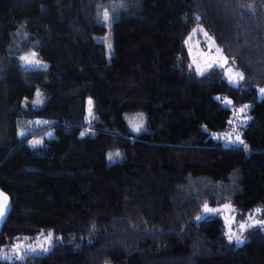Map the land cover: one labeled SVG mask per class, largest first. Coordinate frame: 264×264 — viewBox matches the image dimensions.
Listing matches in <instances>:
<instances>
[{
	"label": "trees",
	"instance_id": "trees-1",
	"mask_svg": "<svg viewBox=\"0 0 264 264\" xmlns=\"http://www.w3.org/2000/svg\"><path fill=\"white\" fill-rule=\"evenodd\" d=\"M198 24L241 84L191 68L185 40ZM29 49L45 68L23 64ZM260 87L264 0H0V188L13 202L0 257L58 238L0 264H264V224L237 245L220 216L196 219L205 204L264 206ZM89 98L103 119L88 122ZM246 105L243 143L226 144Z\"/></svg>",
	"mask_w": 264,
	"mask_h": 264
},
{
	"label": "rangeland",
	"instance_id": "rangeland-1",
	"mask_svg": "<svg viewBox=\"0 0 264 264\" xmlns=\"http://www.w3.org/2000/svg\"><path fill=\"white\" fill-rule=\"evenodd\" d=\"M99 40L103 41L106 46L109 54L112 51V43L109 39V32H107L104 36L98 37ZM185 45L188 49L190 58H191V68L195 70L198 74L202 75L207 73L215 68H220L223 73V77L232 85H239L244 81L243 72L237 67L236 61L233 58L228 57L225 52L223 51L222 47L218 44L217 40L202 24H198L188 35L185 40ZM24 57H27L29 61L32 63H28ZM22 62L25 66L29 68H45L47 66L46 62L42 61L35 51L28 50L24 54H22ZM243 77L241 79L240 77ZM233 79L235 82H232ZM260 89H264V87L259 88V99L264 98V94H261ZM41 92L37 91L36 93V100H41ZM92 101L91 105V115L89 114V103L88 101ZM224 101L227 105L231 106V101L228 98H224ZM244 108V107H241ZM241 108H234L233 112V127L231 131L219 136L221 137L226 144L231 145H238L240 144L239 141H236V136L240 137V126L246 122V114L244 112H240ZM103 119L99 115H97L94 111V103L92 99H87V120L88 122L97 121ZM130 122V128L133 132L134 131L133 124H141L142 130L146 128V117L144 112H139L137 114H133L128 117ZM39 124H43L42 121H35L31 122L30 126L35 128ZM141 130V131H142ZM235 130V131H234ZM44 136L51 137L52 134L50 132L46 133ZM42 136H38L34 140L31 141H40L42 142ZM240 140L242 141L241 137ZM33 144V143H32ZM111 157V158H110ZM108 157V162L112 163L115 160L112 156ZM205 206L209 209H213L214 211L206 212ZM259 209L260 211H257ZM220 216L223 218L225 223V233L227 237L229 235L234 234L233 239L231 240L232 243L240 245L244 242V234L249 228L262 225L264 223H254V221H264V206L257 207L247 212H242L237 210L232 204L224 203L219 205H208L205 204L203 206L202 211L196 216L201 217V219H197L198 221L203 220L210 216ZM251 217V219H250ZM246 225L245 228L241 229L240 225ZM247 225H252L248 227ZM51 235V240H46L45 237ZM240 237V241H237L235 237ZM58 238L54 237V235L50 232L42 233L32 241L28 240V242H21L19 244V248L11 251V252H3V255L0 257H4L7 254L6 259L9 260H17L21 258L23 253H46L50 249L54 247L57 243ZM242 241V242H241Z\"/></svg>",
	"mask_w": 264,
	"mask_h": 264
},
{
	"label": "snow or ice",
	"instance_id": "snow-or-ice-1",
	"mask_svg": "<svg viewBox=\"0 0 264 264\" xmlns=\"http://www.w3.org/2000/svg\"><path fill=\"white\" fill-rule=\"evenodd\" d=\"M104 19L105 20H107L108 19V12L105 10V12H104ZM23 59H25L26 61H28V63H32V61H29L28 60V58L27 57H24ZM241 79H243V77L241 76L240 77ZM232 82H235V80L233 79V81ZM260 92H261V94H264V89H260ZM37 103H39V101H37ZM88 103H89V114L91 115V105H92V101L91 100H89L88 101ZM247 105L246 106H244V108H241L239 111L240 112H244L246 109H247ZM133 129H134V131H136V132H140L141 130H142V125L141 124H133ZM235 131V130H234ZM21 135H23V133H21ZM82 135H83V133H82ZM236 141H239L240 143H243L241 140H240V137L237 135L236 136ZM33 144H39L40 143V141H33L32 142ZM116 156H119V153H116L115 154ZM111 158V157H110ZM9 205H8V198H7V196H4L3 197V203L2 204H0V217H3L4 216V214H5V210H6V208L8 207ZM206 212H210V211H214L213 209H209V208H207V206H205V209H204ZM257 211H260L259 209H257ZM197 219H201V217H197ZM250 219H251V217H250ZM254 223H264V221H254ZM245 226L246 225H244V224H241L240 225V227H241V229H243V228H245ZM248 227H251L252 225H247ZM233 237H234V234H232V235H229L228 236V239H229V241H231L232 239H233ZM236 238V240L237 241H240V237H235ZM45 239L46 240H51V235L49 234V236H47V237H45ZM242 242V241H241ZM19 248V246H17V249ZM2 258H8L7 257V254H5L4 255V257H2Z\"/></svg>",
	"mask_w": 264,
	"mask_h": 264
},
{
	"label": "water",
	"instance_id": "water-1",
	"mask_svg": "<svg viewBox=\"0 0 264 264\" xmlns=\"http://www.w3.org/2000/svg\"><path fill=\"white\" fill-rule=\"evenodd\" d=\"M4 196H7L8 205L9 206L6 208L4 216L0 217V233H1L2 229H3V226H4L5 222H6V220L10 216V214L12 212V209H13V202H12V199H11L10 195L0 188V204L3 203V197Z\"/></svg>",
	"mask_w": 264,
	"mask_h": 264
}]
</instances>
